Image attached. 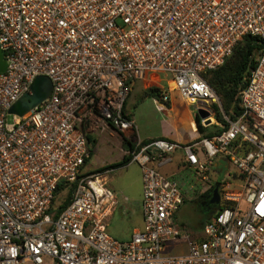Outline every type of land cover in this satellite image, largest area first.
Returning <instances> with one entry per match:
<instances>
[{
	"label": "built area",
	"instance_id": "obj_1",
	"mask_svg": "<svg viewBox=\"0 0 264 264\" xmlns=\"http://www.w3.org/2000/svg\"><path fill=\"white\" fill-rule=\"evenodd\" d=\"M246 35L264 41V0H0V264H264V49L244 76L236 119L205 77ZM150 72L174 80L163 102L175 91L195 109L203 104L213 110L205 126L221 125L217 106L226 127L141 145L124 105ZM40 75L52 80L50 96L23 116L9 113ZM110 127L128 132L127 152L142 166L144 224L128 241L108 230L115 192L82 170L89 132ZM176 149L199 181L196 195L215 183L218 158L235 172L218 182L220 207L199 236L181 230L184 189L155 163ZM181 238L187 253L163 254Z\"/></svg>",
	"mask_w": 264,
	"mask_h": 264
},
{
	"label": "rangeland",
	"instance_id": "obj_2",
	"mask_svg": "<svg viewBox=\"0 0 264 264\" xmlns=\"http://www.w3.org/2000/svg\"><path fill=\"white\" fill-rule=\"evenodd\" d=\"M174 85L171 74L164 72H150L145 78L134 82L124 106V114L135 122V135H138L137 128L151 134L175 130L174 119L168 116L166 111L168 105L158 97H143L144 92L150 88H159L162 91L169 87H174ZM176 94L175 91L172 92V95ZM157 103L163 104L164 107L160 108ZM88 135H91L93 139L89 143L91 154L82 170L95 171L102 175L108 185L114 187L116 192H119L118 195L127 188L137 191L136 178L140 171L137 162L117 167L112 171L103 169L121 158V155L130 154V152H127L126 144L134 143L127 138L128 132L110 127L104 131L89 132ZM131 144L128 148L131 147ZM232 169L233 167H229L226 162L223 171L217 175L214 181L223 182L226 179L228 180L229 176L235 177V172ZM213 186L214 184L208 185L203 195H192L193 197L186 198L183 210L177 215V222L183 233H188L191 237L199 236L202 233V226L210 219L207 213V204L210 201ZM63 191H59L58 201L61 199ZM185 210H187V213ZM108 230L116 239L128 241L129 233L132 230V221L125 218L122 209L119 208L109 222ZM187 251V240L181 238L177 239V241L169 242L163 254L167 256L183 255Z\"/></svg>",
	"mask_w": 264,
	"mask_h": 264
},
{
	"label": "crops",
	"instance_id": "obj_3",
	"mask_svg": "<svg viewBox=\"0 0 264 264\" xmlns=\"http://www.w3.org/2000/svg\"><path fill=\"white\" fill-rule=\"evenodd\" d=\"M157 105L160 108L164 107V105L161 103H157ZM195 110L196 109L194 106L186 103L183 99L180 98L178 94L172 95L170 106L167 107L166 111L168 113V116L174 119L173 122H174L175 130L167 131V132L161 131L151 134L145 132L144 130L143 131L139 130L137 128L138 136L141 140L165 137L175 142H180V143L189 142L194 138H196L199 134V131L197 129ZM122 158L123 155H121V158H119L118 160L112 163H116L120 161ZM134 162L137 161H131L127 165ZM137 163L139 164V162ZM155 163L164 174L169 176H174L175 178L178 179L182 188L184 189L185 200L186 198L189 199L192 195L197 196L196 194L198 193L196 192H198V190L192 189V185H198L199 181L198 179L193 177V175H191L190 172L188 171V166L185 161V154L181 149L174 150L172 153L168 154L166 157ZM225 163L226 161L224 159L222 158L217 159L214 171L211 174L213 178V182H215L214 179H216L217 175H219L223 171ZM114 169L115 168H111V171ZM139 170H140L139 174L136 178L137 180L136 188H138L137 191L132 190L131 188H127L126 190L120 192V195H118L119 192H116L114 187H111L109 185L115 192L116 197L118 199L117 207L111 219L115 215L117 209L121 208L124 217L132 221V230L129 233V239L131 238L133 232L141 229L144 224L143 210H142V166L140 164H139ZM203 194H199V195H203ZM184 204L181 206L178 213L181 212V210H183ZM185 211L187 213V210Z\"/></svg>",
	"mask_w": 264,
	"mask_h": 264
},
{
	"label": "trees",
	"instance_id": "obj_4",
	"mask_svg": "<svg viewBox=\"0 0 264 264\" xmlns=\"http://www.w3.org/2000/svg\"><path fill=\"white\" fill-rule=\"evenodd\" d=\"M263 49H264L263 40H260L252 35H246L243 38V40L235 47L232 55L229 56L220 67L205 73V77L208 80L209 84L220 95L224 112L233 119H236L241 114L242 111V107L240 103L241 100L240 90L244 85V81H243L244 76L250 68H253L255 66L256 58ZM143 97H158L161 100V90L159 88H150L149 90L144 92ZM166 104L170 106V103H166ZM215 108L217 109L216 118L218 121H220L221 125L218 124H214L210 126L203 125L201 123V118L196 111V123L198 130L202 136H212L216 133H219L227 125V122L223 118V114L219 110V107L215 106ZM212 128H216V129H212ZM156 139L169 140L165 137L144 139L142 140L141 145L148 144ZM88 140L89 143L93 141L91 135H88ZM132 146L134 148V145ZM132 157H133L132 154H125L120 161L116 163H112L104 167L103 169H111V168H117L127 165L129 162L132 161ZM88 160L89 158L86 159L85 164L88 162ZM91 172H95V171H91ZM218 182L220 181H215L214 186ZM74 186L75 184H73L69 188L67 195L63 198L61 204H59V209H62L68 204ZM60 190H64L63 184L59 185L58 187L55 203H57L58 201L57 196Z\"/></svg>",
	"mask_w": 264,
	"mask_h": 264
},
{
	"label": "water",
	"instance_id": "obj_5",
	"mask_svg": "<svg viewBox=\"0 0 264 264\" xmlns=\"http://www.w3.org/2000/svg\"><path fill=\"white\" fill-rule=\"evenodd\" d=\"M7 69V61L4 56V51L0 45V72H4ZM31 93L25 92L10 108L9 113L17 114L20 116L25 115L28 111L40 104L43 100L48 98L53 89V83L49 76L40 75L37 76L30 86ZM196 111L201 119H207L206 123H210V116L213 110H207L203 104L197 105ZM130 146L126 144V148ZM220 184L216 183L212 189L210 203L220 205Z\"/></svg>",
	"mask_w": 264,
	"mask_h": 264
},
{
	"label": "flooded vegetation",
	"instance_id": "obj_6",
	"mask_svg": "<svg viewBox=\"0 0 264 264\" xmlns=\"http://www.w3.org/2000/svg\"><path fill=\"white\" fill-rule=\"evenodd\" d=\"M220 205L219 204H214V203H209L207 204V213H208V217L212 218V216L215 215V213L218 211Z\"/></svg>",
	"mask_w": 264,
	"mask_h": 264
}]
</instances>
